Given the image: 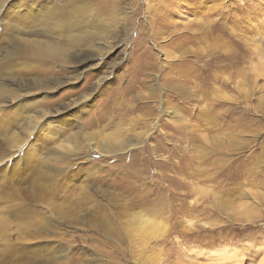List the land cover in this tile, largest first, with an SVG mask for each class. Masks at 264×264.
<instances>
[{"label":"rangeland","instance_id":"rangeland-1","mask_svg":"<svg viewBox=\"0 0 264 264\" xmlns=\"http://www.w3.org/2000/svg\"><path fill=\"white\" fill-rule=\"evenodd\" d=\"M13 2L0 55L63 5ZM79 16L96 40L19 77L52 116L0 138V264H264V0H82L54 34Z\"/></svg>","mask_w":264,"mask_h":264},{"label":"bare ground","instance_id":"bare-ground-1","mask_svg":"<svg viewBox=\"0 0 264 264\" xmlns=\"http://www.w3.org/2000/svg\"><path fill=\"white\" fill-rule=\"evenodd\" d=\"M13 1L14 0H2L0 3L1 4L0 9L5 4L8 5V2L9 3L11 2V5L13 6L14 4ZM81 1L82 0H62V1L60 0V2L63 3V5L59 4L60 6L58 5L59 6L58 8H53L49 11H47L48 10L47 8L46 10L47 12L42 13L41 16L42 18L38 17L39 14L38 12H32V13L30 12L31 14H29V10L31 9H28L29 8L28 6L25 5L23 6L22 4H19L20 2H15V9L20 5L25 7L26 15L23 16L24 18L30 15L28 18L33 16L35 19H40L42 21L40 23L41 27L39 25L40 30L36 31L38 27L36 28L35 26L36 30L33 29L32 31H30L31 33L28 34L27 32L20 30L21 29L19 28L20 25L17 27V25L20 22L19 23L16 22L18 19L17 20L14 19L13 17L14 14L12 10L9 11L8 16H12V18L15 20L14 24L16 26L13 23H11L9 27L3 26L4 34L6 35V37L10 39L9 41L13 45V47L10 46L8 50L3 51L2 54L0 55V105H2V107H8V108L10 107L11 111L9 112L11 114L8 113L10 114L8 120H6L4 123H0V127H8V128H0L3 129L2 132L0 131L1 134L0 138L3 141V143L6 144L7 147L9 146L12 154L18 151L20 147L28 143L27 141L29 140V137L31 136L32 133H34L36 129L42 128L43 125H45V127L48 128L47 125L49 126V124H47L48 121L46 120L52 116L48 110L42 108L40 109L42 102H40L39 100L32 101V100L24 99L25 98L24 96H27L26 94L28 93L30 94L32 92L39 90L37 86L38 81L31 82L24 80V78L22 79L19 77L21 75H24L25 77V75L31 74L32 77L37 78L38 71H36V68H33L34 66L37 67L46 66L50 70L53 71L55 70L58 73L59 69L66 68L67 64H70L71 62L70 61L68 63L69 56L67 53L69 50H71L73 53L71 59H73V57L75 56L78 57L79 55L82 54V50L79 48L84 45V42L82 40L83 37L86 36L90 39L96 40V35H94L95 32L92 31L93 29H96L98 27L97 25L98 23L96 24V17L92 18V20H88L83 16H79L76 18V22L75 23L72 22V24L83 23L84 20L87 24H79L77 26H72V28L67 27L66 35L54 34V31H57V27L59 25L57 19L61 15V11L72 6H76L79 3H81ZM28 5L31 6V2H28ZM42 8L44 9V7ZM97 15L99 16L98 13ZM62 18L65 19L67 22H71L69 20L70 17L68 18V16L63 15ZM4 20L6 21L5 18ZM0 27L2 28V26ZM14 34L15 35L23 34V35H21L20 37H16ZM60 35H63L64 37H60ZM22 36L25 37L27 36V39ZM63 39H64V43L62 42ZM75 49H79V50L73 51ZM87 63L88 62L79 61L78 64L75 65L74 70H76L77 72L79 71L80 73L86 72L90 66V65L87 66ZM79 75L80 74H78V76ZM56 81L57 80L55 78L51 80L52 84H55ZM58 82L61 81H57V84ZM34 87H36L35 90H33ZM54 88L56 87L53 86L51 89ZM56 111H53V113L56 114ZM13 120L16 121V123H14ZM14 125L17 126L16 128H21V130H23L21 132L22 133L24 132L23 134H25V137L20 138L21 137L20 136L18 138L17 134L13 132ZM32 144L33 143L28 144L27 147H25L26 148L25 150L27 151V148L28 150H32L31 147ZM64 158H65L64 156L59 155L58 158L57 157L55 158V160L61 161V159L63 160ZM49 159L52 160L51 156H49ZM20 218L21 216H19L18 221L22 220Z\"/></svg>","mask_w":264,"mask_h":264}]
</instances>
